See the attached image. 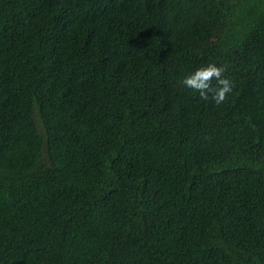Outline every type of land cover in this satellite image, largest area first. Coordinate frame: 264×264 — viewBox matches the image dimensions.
Instances as JSON below:
<instances>
[{
    "label": "trees",
    "instance_id": "1",
    "mask_svg": "<svg viewBox=\"0 0 264 264\" xmlns=\"http://www.w3.org/2000/svg\"><path fill=\"white\" fill-rule=\"evenodd\" d=\"M0 264H264V0H0Z\"/></svg>",
    "mask_w": 264,
    "mask_h": 264
},
{
    "label": "clouds",
    "instance_id": "2",
    "mask_svg": "<svg viewBox=\"0 0 264 264\" xmlns=\"http://www.w3.org/2000/svg\"><path fill=\"white\" fill-rule=\"evenodd\" d=\"M228 71L226 65L207 63L186 76L182 84L198 93L200 99L207 101L211 97L215 104L220 105L226 102L235 87L233 81L226 76Z\"/></svg>",
    "mask_w": 264,
    "mask_h": 264
}]
</instances>
